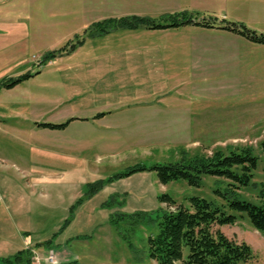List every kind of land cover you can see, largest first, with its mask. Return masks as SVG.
<instances>
[{
	"label": "rangeland",
	"instance_id": "rangeland-1",
	"mask_svg": "<svg viewBox=\"0 0 264 264\" xmlns=\"http://www.w3.org/2000/svg\"><path fill=\"white\" fill-rule=\"evenodd\" d=\"M74 36L27 34L30 49L25 59L6 70L8 75L29 70L32 76L10 90L0 89V172L8 176L12 194L24 198L19 210L11 206L2 214L0 244L17 235L22 226L17 213L23 211L34 242L54 240L52 247L37 250L44 257L50 251H66L80 264H158L151 257L149 237L158 230L159 209L169 206L159 196L168 193L179 203L191 196L222 202L214 194L221 180L205 176L201 187L182 179L163 184L154 170L128 171L136 164L149 167L179 160L183 153L211 155L218 149L251 148L259 157L255 184L239 193L241 198L257 199L264 186L263 44L248 42L240 64L194 70L171 66L169 73L165 66L166 73L159 67L160 73L154 75L146 74L144 65L125 61L109 73V81L101 82L97 78L108 68L97 59L83 63L64 54L43 62L45 53ZM98 41L102 44L94 48V55L105 51V40ZM96 43L80 47L78 56H91L90 45ZM179 70L184 82H179ZM161 76L166 80H158ZM159 91L168 94L147 101L164 104L135 105ZM102 111L112 113L94 118ZM73 116L87 119L74 118L65 129L42 125L64 123ZM119 214L125 218L120 231L110 222ZM236 214L234 224L220 228L249 243L256 254L237 264H264V235L246 214Z\"/></svg>",
	"mask_w": 264,
	"mask_h": 264
},
{
	"label": "crops",
	"instance_id": "crops-1",
	"mask_svg": "<svg viewBox=\"0 0 264 264\" xmlns=\"http://www.w3.org/2000/svg\"><path fill=\"white\" fill-rule=\"evenodd\" d=\"M37 2H40V5H37ZM105 6L113 12L106 11ZM184 10L214 16L219 20L244 23L257 32L264 33V0H47L42 4L41 0H0V80L17 78L29 72L28 70L8 75L9 71H6L11 66L19 65L18 63L25 59L27 50L30 49L26 43L27 34L32 37L38 33L75 34L74 40L76 35H82L92 23L108 17L135 14L155 18L165 13ZM99 39L105 40L103 43L105 51L94 55V48L99 49L102 44L98 41ZM94 41L97 43L90 45L91 56L86 58L84 55V57L78 56L82 47ZM248 42L253 41L224 29L217 23L210 27L188 24L164 29H149L141 26L136 29H119L103 35L88 37L66 56H72L74 60L81 59L83 63L97 59L98 63H102L100 65L108 68L105 75L97 80L106 82L109 81V73L119 69L125 61L137 67L144 65L145 73L151 75L159 74V67H162V70H159L166 73L165 66L169 73L171 66H177L180 70L184 66L192 67L194 70L197 67L240 64L241 60L246 58L244 50L249 47L246 45ZM111 66L114 68H110ZM180 70L178 79L179 82H184L185 78L180 74ZM138 74L139 71H137V77ZM134 78L133 76L132 80ZM158 80H166V78L161 76ZM166 94L168 92L165 91L148 93L146 101L136 102L135 105H162L165 102H148L147 100L151 97H157V100H160ZM107 98L104 97L105 101ZM101 113L111 114L112 111H102L95 114L94 118L105 115L98 116ZM77 117L81 120L87 119L85 116H73L72 118L77 119ZM12 193L8 176L0 172V219L4 212L11 210V206L19 210L20 203L24 202V198ZM23 213V211L17 213L18 219H22V226L18 228L17 235L11 241L4 236L5 240L0 244V257L13 255L27 247L43 252L46 247L36 246L41 242H34L31 239L32 230L23 221L25 219ZM58 252L55 253L58 264L75 261L71 260V255L66 251Z\"/></svg>",
	"mask_w": 264,
	"mask_h": 264
},
{
	"label": "trees",
	"instance_id": "trees-1",
	"mask_svg": "<svg viewBox=\"0 0 264 264\" xmlns=\"http://www.w3.org/2000/svg\"><path fill=\"white\" fill-rule=\"evenodd\" d=\"M197 14L184 10L165 13L159 18L135 14L106 18L92 23L82 35H77L66 45L45 53L43 62L74 51L88 37L141 26L149 29H164L188 24L210 27L217 23L224 29L238 33L253 42L264 44V33H259L244 23L219 20L214 16L199 19L195 16ZM31 76L30 73H26L17 78H3L0 80V89L12 88ZM72 120L74 118L64 123H42V125L52 129H65ZM261 144L264 149V140ZM258 162L259 157L251 148H233L227 152L218 149L211 155L197 153L188 156L183 153L179 160L156 162L149 167L144 164L131 167L128 173L144 169L156 171L163 184L182 179L192 186L201 187L205 176L221 180L214 188V194L223 200L222 202L203 196H191L187 198L186 203H179L168 193L159 196L160 201L170 207H161L157 213L158 230L149 237L151 257L158 264H237L255 259L256 254L249 243L229 237L220 227L234 224L238 212L242 215L246 214L254 228L264 235V186L256 200L241 198L239 193L242 187L255 184L254 172ZM225 181V186H222ZM73 208L74 205L70 211ZM71 215L66 219V223L70 221ZM124 219L123 215H114L111 216L110 222L120 231ZM53 243L54 240L51 238L37 243L36 246L50 248ZM185 249H188L187 256ZM33 254V248L27 247L13 255L0 257V264H33ZM60 264L80 263L75 260Z\"/></svg>",
	"mask_w": 264,
	"mask_h": 264
},
{
	"label": "built area",
	"instance_id": "built-area-1",
	"mask_svg": "<svg viewBox=\"0 0 264 264\" xmlns=\"http://www.w3.org/2000/svg\"><path fill=\"white\" fill-rule=\"evenodd\" d=\"M33 262H38L40 263L41 260H45L46 262L52 263V264H58L56 255L53 251L49 252V255L45 256L41 255V253L37 250H33Z\"/></svg>",
	"mask_w": 264,
	"mask_h": 264
}]
</instances>
